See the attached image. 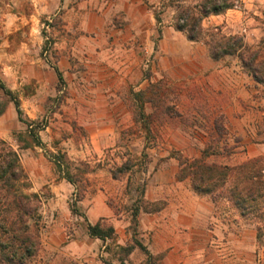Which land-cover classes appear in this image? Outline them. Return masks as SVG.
I'll return each instance as SVG.
<instances>
[{"label":"rangeland","instance_id":"rangeland-1","mask_svg":"<svg viewBox=\"0 0 264 264\" xmlns=\"http://www.w3.org/2000/svg\"><path fill=\"white\" fill-rule=\"evenodd\" d=\"M202 1L149 2L158 31L153 40L155 49L162 27L176 28L181 11ZM246 1L244 4L240 0L234 8L245 12L246 33L228 35L222 27H217L226 36L243 37L245 44L253 49L263 48L264 0ZM247 4L250 8L244 9ZM121 26L116 0H0V81L20 98L24 117L33 123V134L39 136L42 144H35L28 126L19 121L14 103L5 97L2 89L0 106L5 108L6 116L0 120V141L18 152L23 168L24 154L35 157L34 170L40 180L43 168L51 171L50 180H67L56 162L61 160L64 170L68 167L77 181L71 183L74 188L68 203L58 204L52 202L49 185L32 190L33 182L24 168L28 180L18 184V188L33 200L35 211L27 219L38 240L36 253L24 264H79L73 258H92L94 254L104 261L163 264L167 252L153 255L150 250L149 254L139 248L134 255H128L124 247L114 245V240L106 241L104 249L99 246L98 252L96 243L101 242L88 233L89 206L84 203L105 194L106 204L116 217L130 223L132 238L126 247L141 243L148 249L145 244L150 238L140 230L141 217L168 204L163 198L152 201L148 193L151 190L156 195L160 182L180 180L183 162L205 156L207 164L228 167L226 183L217 189L218 195L229 194L238 185L242 187L243 174L239 171L242 165H249L252 171L264 169V146L249 148L256 141L264 144V117L256 139L230 136L224 115L214 113L204 120L194 116L195 90L173 86L163 89L162 81L139 87L150 73V67H145L147 55L148 65L156 61L155 52L147 54L145 46H142L145 60L139 85L117 90V75L94 64L92 52L96 61L98 52H115ZM214 28L204 27L206 31ZM63 59L66 66L61 65ZM57 68L62 71L63 82ZM111 85H114L113 95L107 98L108 103L99 100L100 95L111 92L108 90ZM26 108H33V114H27ZM9 109L16 116L10 118ZM100 128L108 129L107 136H94ZM180 181L200 195L191 179ZM262 193L259 211L249 212L245 217L235 201L221 197L217 201L220 211L256 230L255 250L243 254L256 259V264L264 253V235L258 237V226L263 227L264 234V188ZM200 196L213 200L210 195ZM74 203L79 209L77 213L72 211ZM98 223L104 228L113 227L109 218ZM79 242H84L81 246L84 255L71 248ZM2 253L0 248V264H9Z\"/></svg>","mask_w":264,"mask_h":264},{"label":"crops","instance_id":"crops-1","mask_svg":"<svg viewBox=\"0 0 264 264\" xmlns=\"http://www.w3.org/2000/svg\"><path fill=\"white\" fill-rule=\"evenodd\" d=\"M151 1L153 0H116L122 17L118 48L113 53L98 52L97 61L93 55L95 52H92V62L97 63L99 67L110 69L111 75H117V90L137 87L139 80L143 78L145 59L142 46H145L147 54L155 52L156 61L148 65L150 57L147 55L145 67H150V73L143 78V84L139 87L144 85L149 87L155 82L162 81L163 89L170 86L193 89L196 92V99L192 104L193 114L197 119L204 120L205 116L214 113L222 114L226 117L230 136L256 139L259 124L264 117V85L256 82L254 77L244 70L238 59L215 60L205 43L190 41L184 32L172 25L162 27L160 40L155 49L153 40L158 31L155 30L154 16L148 5ZM243 2L246 4L247 1ZM250 6L244 5V9ZM244 13L242 10L231 9L226 14L205 19L203 24L204 27L220 26L228 35L243 34L247 32ZM252 41L253 39H248V42ZM66 63L63 59L61 65L66 66ZM57 69L62 73L60 68ZM113 87L114 85L108 87L111 92L108 95H100L98 99L108 103L107 98L113 95ZM26 109L27 114H33V108ZM7 112L10 118L16 116L13 109ZM5 116L3 114L0 120H4ZM107 134V128H100L94 136ZM261 146L264 144L256 141L249 148ZM40 161L44 162L43 159ZM22 162L33 182L32 190L38 191L49 185L53 195L52 202L68 203L74 188L70 182L65 179L50 180L51 171L44 168L40 180L34 170L36 159L30 154H24ZM167 182L159 183L156 195L153 196L151 190L148 193V198L152 201L160 198L166 200L168 202L166 207L157 212L145 213L140 220V230L150 238L145 245H148V250L153 255L167 252L163 264H247V260L248 264H256V259L243 256L245 251L249 254L250 250L256 248L253 242L256 236L254 227L238 222L228 213L220 211L217 202L210 197L195 194L184 182L175 179ZM105 200V194H100L92 201L84 203L89 206L87 213L89 222L97 224L102 218H109L116 231L114 245L118 248L126 247L132 238L128 229L130 223L117 218ZM57 214L62 216L60 211H57ZM86 238L91 237L86 235ZM96 242H101L100 245L96 243L98 252L99 246L106 248L105 242L101 239H96ZM83 244L84 242L74 243L71 248L79 250L80 253L77 254L84 255L85 250L81 247ZM138 249L139 247H136L130 255H134ZM241 252L242 255L239 254ZM94 256L92 258L79 256L72 261L79 264H107L96 257V254ZM129 263V260L111 262ZM257 264H264V253L259 255Z\"/></svg>","mask_w":264,"mask_h":264},{"label":"trees","instance_id":"trees-1","mask_svg":"<svg viewBox=\"0 0 264 264\" xmlns=\"http://www.w3.org/2000/svg\"><path fill=\"white\" fill-rule=\"evenodd\" d=\"M239 3L240 0H203L195 7H189L181 11L176 28L184 32L190 41L205 43L215 60L224 58L238 59L244 70L252 75L258 83L264 85V46L263 48L253 49L245 44L244 38L241 36H226L222 33L220 27H215L209 31H206L203 27L205 19L222 15L228 10L237 7ZM157 20L160 21L158 16ZM56 71L59 80L63 82L62 73L58 69ZM0 89H2L5 97L14 103L19 121L28 126L29 133L35 139V144L41 145L42 142L39 136L33 134L35 133L33 123H30L24 117L20 98L1 81ZM4 112L5 108L0 106V116ZM6 145L5 141H0V248L5 262L9 264H24L26 260L34 256L38 248L37 237L31 231L29 219H27L31 217L35 208L31 196L24 194L18 188V184L28 180V176L20 161V155L13 149H8ZM1 147L4 149H1ZM204 159L205 156L191 162H183L180 180L191 179L194 190L198 194L210 195L215 202L220 197L235 201L237 208L241 210V215L244 217L249 212L259 211L258 200L262 198V190L264 188L263 168L252 171L249 165H242L239 168V171L243 174L241 180L244 184L242 187L238 185L229 194L222 193V195H218L216 193L217 189L223 188L229 169L216 164H207ZM56 162L60 171L64 173V178L72 184H77L69 168L67 167L65 171L63 162L61 160H56ZM162 209L158 208L152 212ZM78 210L77 204L74 203L72 211L77 213ZM137 215L138 213H136L135 217ZM259 219L263 220L261 216H259ZM86 228L89 235L93 238L101 239L104 242L116 239L114 227L104 228L101 223L91 224L87 221ZM262 231L263 227L258 226L259 238L264 235ZM136 247L149 253L148 249L141 243H136L123 249L129 255ZM105 262L111 264L110 261L105 260Z\"/></svg>","mask_w":264,"mask_h":264}]
</instances>
